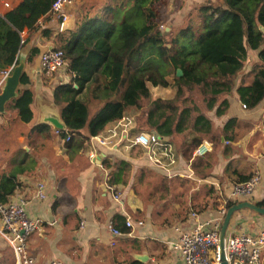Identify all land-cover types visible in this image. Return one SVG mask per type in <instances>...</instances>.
<instances>
[{
  "label": "crops",
  "instance_id": "0c3cea01",
  "mask_svg": "<svg viewBox=\"0 0 264 264\" xmlns=\"http://www.w3.org/2000/svg\"><path fill=\"white\" fill-rule=\"evenodd\" d=\"M20 1L12 0V5ZM73 2L66 30H62L60 22L50 14L39 21L40 27L35 32L28 34L30 42L26 48L29 53L24 73L28 82L21 85L20 91L32 92L31 122L26 124L19 120L13 108L14 100L7 105L5 114H0V180L12 177L19 185L7 203L24 201L28 216L40 224L27 242L29 255L39 264L50 261L61 264H181L174 243L183 232L194 229L198 222L220 217L222 227L226 214L221 216L224 205L219 191L226 195L233 184L242 183L243 177L260 175L262 183L251 196L230 202L235 205L264 201V100L254 109H244L236 91L223 97L229 102L225 115L218 117L217 109L207 112L212 133L220 136L219 141L212 140L211 135L198 134L204 137L200 146L208 143L212 148L204 156L196 157L193 153L190 161L176 148L195 134L187 138L179 134L174 138L161 137L172 144L173 157L158 152L159 163L151 161L145 150L133 143L141 132L156 133L147 128L143 117L146 107L129 108L122 119L108 124L94 136L105 143L91 137L81 149L68 148L67 140L62 137L67 129L56 131L42 120L45 109L61 119V108L54 103L53 93L58 86L69 84L72 77L65 67L51 76L41 72V55L54 49L61 37H68V33L78 31L95 18L116 23V6H122L118 0ZM7 11L0 3V15ZM112 44L117 47L121 43L112 40ZM34 47L40 54L29 63ZM249 71L240 76L238 85L243 79L247 84L251 82ZM104 82L102 77L98 83L90 81L80 95L89 108L88 124L108 100L121 98L122 91L118 96L110 94L104 89ZM147 85L151 99L155 100L152 98L154 86ZM230 120L235 123L226 133L223 129ZM40 125L49 128L36 130ZM82 134L89 136L88 128L82 130ZM206 157L211 168L206 177L198 176L192 169L193 159ZM122 163L128 167H123ZM41 183L46 186L45 199L37 198V187ZM109 185L115 188L119 200H115ZM229 208L226 206L227 211ZM127 219L133 223V229L126 226ZM114 221V226L125 233L124 236L112 234L109 223L114 224ZM139 222L143 225L139 226ZM262 230L264 217L245 209L234 214L227 236L241 232L256 236ZM262 255L264 258V251ZM139 256L145 257L144 260L136 259ZM16 263L0 218V264Z\"/></svg>",
  "mask_w": 264,
  "mask_h": 264
},
{
  "label": "trees",
  "instance_id": "16d2710c",
  "mask_svg": "<svg viewBox=\"0 0 264 264\" xmlns=\"http://www.w3.org/2000/svg\"><path fill=\"white\" fill-rule=\"evenodd\" d=\"M165 0H149L147 5L137 4L140 26L123 20L118 29L120 46H113L117 24L95 18L78 31L61 37L54 49L64 52L67 72L72 79L69 84L58 86L54 103L61 108V119L67 127L62 137L68 148L81 149L91 137L100 134L108 124L120 120L129 108L143 109L148 130L160 137H175L195 134L176 151L190 161L194 151L204 137L211 135L219 141L220 136L212 133V122L207 112L217 109L218 117L226 114L229 102L223 97L234 91L247 109H254L264 100V0H209L188 14L184 27L170 32L161 30L156 3ZM55 0H21L17 5L0 15V71L15 67L20 52L30 42L28 34L35 32L39 21L51 14ZM123 6V5H122ZM50 33H46L49 35ZM40 54L32 48L29 63ZM255 58V60H254ZM250 65L246 83L238 80ZM181 69L183 75L177 76ZM101 75V76H99ZM173 76V84L167 78ZM104 78V89L110 94L121 93V98L108 100L104 107L88 124L89 108L81 99V93L90 81L98 83ZM26 74L22 85L27 84ZM148 83L154 87L176 89L169 99H151ZM78 86V89L74 88ZM195 94L200 97L195 101ZM32 92H19L13 101L22 123L33 118ZM235 123L230 120L223 129L227 133ZM46 125L36 130L48 129ZM88 128L89 136L82 130ZM178 152V153H179ZM123 167H128L122 163ZM211 168L206 158L193 159L192 169L198 176L206 177ZM252 175L243 177L248 181ZM12 177L0 180V204L8 202L18 188ZM219 198V197H218ZM234 205L228 202V208ZM264 208V201L257 203ZM115 225V221H114Z\"/></svg>",
  "mask_w": 264,
  "mask_h": 264
},
{
  "label": "built area",
  "instance_id": "2783aa9c",
  "mask_svg": "<svg viewBox=\"0 0 264 264\" xmlns=\"http://www.w3.org/2000/svg\"><path fill=\"white\" fill-rule=\"evenodd\" d=\"M2 6L11 10L13 8L12 0H0ZM73 0H55L51 9L52 18L60 22V28L69 22V9L73 6ZM162 28H164L162 26ZM67 69V61L62 50L50 49L42 53L40 58V70L51 76L60 70ZM14 67L6 69L2 72L3 76H8L12 73ZM1 89V88H0ZM244 109H247L243 105ZM69 141V138L67 139ZM93 140L105 143L99 137H94ZM134 144L141 146L148 158L151 161L159 163L157 154L167 157H173V146L168 140H164L154 132H141L135 138ZM212 146L208 143L203 144L194 152V156H204L211 151ZM262 183V178L256 175L246 182L236 183L231 186V191L222 195L223 208L221 216L226 214V206L232 200H240L251 196L254 191ZM44 184H39L37 187V198L45 199ZM108 189L112 191L115 200H119V196L115 188L111 185ZM0 218L5 225V237L12 246L17 258L16 264H39L32 258L27 250V242L30 236L37 232L40 228L38 221L31 219L26 211V204L22 200L0 204ZM222 218H217L209 221L198 222L194 229L183 232L179 239L174 243L175 250L178 251L181 259V264H220L219 257V235L221 231ZM139 226L143 222L138 223ZM126 226L133 229L134 225L130 219L126 220ZM109 229L115 237L124 236L125 233L117 229L112 222L109 223ZM115 245V242H113ZM264 230L256 236L249 235L245 232L231 234L226 237L225 253L229 264H264ZM45 264H61L58 261H50Z\"/></svg>",
  "mask_w": 264,
  "mask_h": 264
},
{
  "label": "rangeland",
  "instance_id": "374dc122",
  "mask_svg": "<svg viewBox=\"0 0 264 264\" xmlns=\"http://www.w3.org/2000/svg\"><path fill=\"white\" fill-rule=\"evenodd\" d=\"M121 4L116 6V15L115 21L117 23L115 35L113 36V42L118 44L120 40L118 39V29L123 20L130 21L140 26L141 20L138 15V11L136 9L138 1L143 5H147L149 0H118ZM209 0H165L163 2L156 3V8L159 13V24H161L164 28L161 27V30H165L166 32H170L171 29L177 30L181 27H184L188 22V14L194 11L200 3L208 2ZM169 30V31H168ZM251 64H248L250 67ZM250 68H247L246 72L249 71ZM167 80L170 84H173V76L170 75ZM176 89L173 87L162 88V87H154L152 88V98H172L175 95ZM196 103L199 102L200 97L195 94ZM256 174V173H255ZM254 175L253 177H255ZM260 176V175H259ZM252 177V178H253ZM262 178V177H261ZM223 205V201H222Z\"/></svg>",
  "mask_w": 264,
  "mask_h": 264
},
{
  "label": "water",
  "instance_id": "95a60500",
  "mask_svg": "<svg viewBox=\"0 0 264 264\" xmlns=\"http://www.w3.org/2000/svg\"><path fill=\"white\" fill-rule=\"evenodd\" d=\"M69 25H70V21L62 26V30H66L69 27ZM28 53H29L28 48L23 49L20 52L19 63L15 66L12 73L6 77L0 75V82L2 83L0 89V114H5L7 105L13 100H15L19 95L22 85V77L25 73L26 58ZM182 75L183 72L181 69H179L177 71V76L181 77ZM43 114L44 115L42 122L52 125L56 131L62 132L67 129L66 125L60 119L58 114H54L53 112H50L49 110L46 109L44 110ZM245 209H249L257 213L258 215L264 217V208H261L257 204L250 202H241L231 206L228 209L219 235L218 248H219L220 264H229L225 253V242H226L227 232L234 214L238 211ZM144 258L145 257L143 256L136 257V259H138L139 261H143Z\"/></svg>",
  "mask_w": 264,
  "mask_h": 264
}]
</instances>
